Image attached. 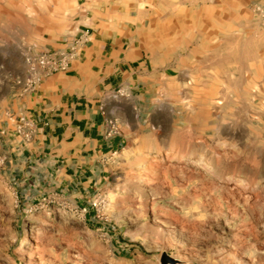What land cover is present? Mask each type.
<instances>
[{"label":"rangeland","instance_id":"obj_1","mask_svg":"<svg viewBox=\"0 0 264 264\" xmlns=\"http://www.w3.org/2000/svg\"><path fill=\"white\" fill-rule=\"evenodd\" d=\"M96 36L152 98L113 91L136 107L105 121L120 147L64 168L22 107L45 59L76 46L70 69ZM29 248L34 264H264V0H0V264Z\"/></svg>","mask_w":264,"mask_h":264},{"label":"crops","instance_id":"obj_2","mask_svg":"<svg viewBox=\"0 0 264 264\" xmlns=\"http://www.w3.org/2000/svg\"><path fill=\"white\" fill-rule=\"evenodd\" d=\"M106 39L96 36L67 73L49 75L24 99V116L39 127L34 138L37 148L45 159L64 168L82 167L80 163L94 159L96 153L120 147L116 137L105 136V121L112 111L134 115L136 107L116 105L113 91L127 88L130 98H152L149 90L135 94L134 83L127 80L130 74L122 69L121 61L126 63L122 46L108 47Z\"/></svg>","mask_w":264,"mask_h":264},{"label":"built area","instance_id":"obj_3","mask_svg":"<svg viewBox=\"0 0 264 264\" xmlns=\"http://www.w3.org/2000/svg\"><path fill=\"white\" fill-rule=\"evenodd\" d=\"M82 43L83 42H80L79 44ZM76 50L77 47L74 46L71 48V51L68 54H63V55L53 54L49 58L45 59V62L42 63V65L44 67H47L48 74H54V73L64 74L69 70V66L72 60L76 57L77 54Z\"/></svg>","mask_w":264,"mask_h":264},{"label":"bare ground","instance_id":"obj_4","mask_svg":"<svg viewBox=\"0 0 264 264\" xmlns=\"http://www.w3.org/2000/svg\"><path fill=\"white\" fill-rule=\"evenodd\" d=\"M230 180H231L232 182H241L240 179H238V178H231ZM41 228H42V227H41ZM35 229H37V228H35ZM37 230H40V229H37ZM37 230H36V231H37ZM32 232H33V231H32ZM31 235H32V233H31ZM29 237H30V236H29ZM37 238H38V237H37ZM32 240H33V239H32ZM36 240H37V239H36ZM38 240H39V239H38ZM23 241H24V240H23ZM40 241H41V239H40ZM27 242H28V241H27ZM36 243H37V242H36ZM24 244H25V241L22 243V246H21V244H20V246L23 247ZM41 245H42V244H41ZM21 247H20V248H21ZM30 248H31V247H30ZM30 248L28 249V251H29L30 253L27 252V253H28V258H27V259L29 260V261L27 260V262H29L28 264H34V262H33V256H34V255L32 256V254H35V253H34V252L31 253V249H30ZM25 249H26V248H25ZM36 250H38V249H36ZM34 251H35V250H34ZM38 251H39V250H38ZM36 252H37V251H36ZM40 252H41V251H40ZM23 255H24V254H23ZM34 257H35V256H34Z\"/></svg>","mask_w":264,"mask_h":264}]
</instances>
